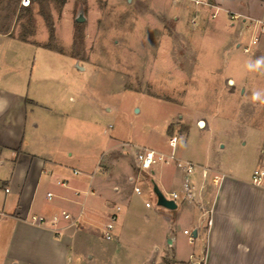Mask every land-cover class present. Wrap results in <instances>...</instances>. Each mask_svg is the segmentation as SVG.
Here are the masks:
<instances>
[{
    "label": "rangeland",
    "instance_id": "obj_1",
    "mask_svg": "<svg viewBox=\"0 0 264 264\" xmlns=\"http://www.w3.org/2000/svg\"><path fill=\"white\" fill-rule=\"evenodd\" d=\"M21 1L0 0V89L39 101L28 108L27 136L69 148L72 172L91 175L99 162L95 176H105L123 157L130 168L113 171L141 188L138 217L124 226L122 210L113 239L99 233L100 264H151L167 224L159 216L157 226L155 209L174 212L158 206L155 180L173 162L153 176L135 168L133 152H170L177 135L187 158L248 173L264 150V36L246 53L249 24L192 0ZM173 188L182 185L164 188L167 199Z\"/></svg>",
    "mask_w": 264,
    "mask_h": 264
},
{
    "label": "crops",
    "instance_id": "obj_2",
    "mask_svg": "<svg viewBox=\"0 0 264 264\" xmlns=\"http://www.w3.org/2000/svg\"><path fill=\"white\" fill-rule=\"evenodd\" d=\"M207 2L214 12L217 10V16L220 11L228 14L233 25L241 21L248 26L251 21L264 19V0ZM234 15L237 18L232 19ZM31 105H39V101L29 99L23 90L0 89V264H100L105 249L97 239L99 233L103 236L115 211L113 203L124 211V226L138 217L134 190L137 184L132 189L126 187L123 175L113 171L115 166L119 171L130 166L120 157L105 176H95L99 162L91 175H75L70 168L73 153L69 148L64 149L61 142L29 140ZM32 124L39 127L37 120ZM142 149L170 153L162 147H136L134 158ZM184 152L176 150V157L197 165L193 182L200 201L181 202L182 209L172 214L155 209L157 226L162 227L161 219L167 224L157 228L150 263L189 264L203 260L202 264H264V185L252 182L254 169L264 163V150L260 149L257 164L248 173L229 171L220 163L193 161ZM158 169L154 167L150 173L155 176L159 171L155 182L161 191L182 184L183 173L176 164ZM128 181L134 182L133 176ZM64 210L79 217V221H63L57 230L30 221L34 214L51 217ZM189 228L192 235L197 231L193 240L184 233Z\"/></svg>",
    "mask_w": 264,
    "mask_h": 264
},
{
    "label": "built area",
    "instance_id": "obj_3",
    "mask_svg": "<svg viewBox=\"0 0 264 264\" xmlns=\"http://www.w3.org/2000/svg\"><path fill=\"white\" fill-rule=\"evenodd\" d=\"M197 6L199 5H207L209 6L207 0H192ZM30 0H22L21 3L23 6L27 7L30 5ZM213 16H217V10L213 13ZM232 19L237 18V16H232ZM192 24L197 23V18L194 17L192 19ZM249 30H251V37L246 45H242L241 47L244 49L246 53H249L252 48L256 47L260 41V38L264 36V19H257L251 21L249 24ZM179 138L177 135H172L169 138V146L171 147L170 153H161L156 152L154 150L149 149H142L135 153V162L139 171L146 172L151 171L157 164H169L173 162L176 164L183 173V181H182V189L181 191H173L170 193L168 199L175 201L178 205L180 202L184 201H197L198 195L195 192L196 188L193 182V176L195 174L197 165L188 160L178 159L176 157V149L178 144ZM73 173L75 175L81 174V172L77 169H74ZM206 174V173H204ZM206 176V175H204ZM217 180V177L215 178ZM252 182L256 185H264V163L259 164L252 173ZM62 186H66L67 182L62 181L58 182ZM135 192L138 195H142V190L139 186L134 187ZM8 191V189H6ZM78 195L79 192H76ZM48 199H53V194L50 193L48 195ZM147 207H151L149 202L146 203ZM121 211V206L117 205L115 207V211L111 214L108 223L105 225L103 229V236L107 240L113 239V230L115 228V223L118 219V212ZM30 221L39 226H48L55 230L58 229L59 225L64 221L72 224H76L79 221V217H73L71 213L64 210L59 213L54 214L51 217H47L44 215H31ZM211 223V219H207V224ZM185 234L189 235L190 240H193L194 237L189 230L184 231ZM203 260L201 261H192L189 264H202Z\"/></svg>",
    "mask_w": 264,
    "mask_h": 264
},
{
    "label": "water",
    "instance_id": "obj_4",
    "mask_svg": "<svg viewBox=\"0 0 264 264\" xmlns=\"http://www.w3.org/2000/svg\"><path fill=\"white\" fill-rule=\"evenodd\" d=\"M85 20L84 16L83 15H80L78 18H77V21L78 22H83ZM78 68L80 69H83L81 66L77 65ZM154 192H155V195L157 196V204L158 206H161L167 210H171V211H174L178 208V205L175 203V201L173 200H170V199H167L165 197V195L163 194V192L159 189L158 185L155 184L154 185ZM193 236L196 237L197 236V231L195 230L193 232Z\"/></svg>",
    "mask_w": 264,
    "mask_h": 264
},
{
    "label": "trees",
    "instance_id": "obj_5",
    "mask_svg": "<svg viewBox=\"0 0 264 264\" xmlns=\"http://www.w3.org/2000/svg\"><path fill=\"white\" fill-rule=\"evenodd\" d=\"M26 9H28L27 7H25ZM169 264H171V263H169ZM180 264H188V263H180Z\"/></svg>",
    "mask_w": 264,
    "mask_h": 264
}]
</instances>
